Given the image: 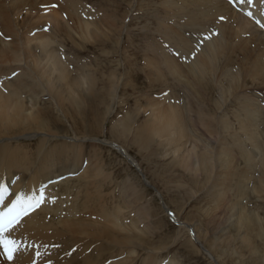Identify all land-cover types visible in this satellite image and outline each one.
Returning a JSON list of instances; mask_svg holds the SVG:
<instances>
[{
    "label": "rangeland",
    "instance_id": "rangeland-1",
    "mask_svg": "<svg viewBox=\"0 0 264 264\" xmlns=\"http://www.w3.org/2000/svg\"><path fill=\"white\" fill-rule=\"evenodd\" d=\"M181 1L0 0L4 204L54 194L0 264H264V0Z\"/></svg>",
    "mask_w": 264,
    "mask_h": 264
},
{
    "label": "bare ground",
    "instance_id": "bare-ground-1",
    "mask_svg": "<svg viewBox=\"0 0 264 264\" xmlns=\"http://www.w3.org/2000/svg\"><path fill=\"white\" fill-rule=\"evenodd\" d=\"M195 1H197V0H195ZM203 1H205V0H199V2H203ZM198 2V1H197ZM178 3L176 2L174 5H173V9L174 8H176V10H174V12H177L178 13V8H180V6H178L177 5ZM181 4H184V5H188V7H192V8H194V10L197 12V13H199L198 12V10L195 8V5L190 1V0H185V1H181ZM247 4V3H246ZM246 8L248 9V10H250L249 12L251 13V14H257L258 13V8H257V6H251V5H249L248 4V6H246ZM184 12V10L183 9H181L180 8V11H179V13H183ZM198 14H196V13H192L191 14V16H190V18H192L191 20H189L188 19V23L190 24V25H192V26H194L199 20H200V18L201 17H203L202 15H199V16H197ZM201 16V17H200ZM203 22H205V21H203ZM238 23V22H237ZM241 23L243 24V22H242V20H241ZM244 27V25H241V27ZM238 27H239V23H238ZM240 27V28H241ZM115 29V28H114ZM113 29V30H114ZM241 30V29H240ZM239 30V31H240ZM237 32V31H236ZM42 48H44L45 46H41ZM221 49V48H220ZM2 59H4L5 57L4 56H0ZM0 60V61H6L5 59L4 60ZM163 62H165L166 63V65H167V67H165V69L166 70H168L169 71V74L170 75H172V76H174L175 75V69H174V66H173V64L171 63V62H168V61H163ZM162 62V63H163ZM165 71V70H164ZM168 74V73H167ZM158 81H159V79H158ZM110 84V83H109ZM1 98H0V102H1ZM29 114V113H28ZM179 117H180V114L179 113H175L174 115H173V119L174 120H178L179 119ZM205 118V116H200V119L202 120L203 118ZM26 118V117H25ZM29 118V117H28ZM158 122L157 123H159V127H158V131L156 130V129H154V127H151V125H150V123H145V124H143L142 125V127L141 128H139L137 131H136V135H135V140H139V139H143L144 140V142L146 141V143L148 144V143H150L149 142V140L151 141V139H148V135H149V137L151 136H154V135H156V136H158V137H161V134L162 133H164L165 132V130H166V132H169V131H167V129L169 128L168 127V124H165V125H163V126H161L160 127V125L162 124V121L161 120H159V119H156ZM129 121V118H127L123 123H122V127L124 128V126L127 124V122ZM171 121V120H170ZM208 123H210L209 122V120L206 118L205 120H203V122H202V124L201 125H203L204 127L203 128H205V129H208V130H210L209 129V127H208ZM182 127H183V125H182ZM157 132H156V131ZM207 130V131H208ZM183 131V130H182ZM212 131V130H211ZM165 132V133H166ZM209 134V133H208ZM163 136V135H162ZM171 137L170 136V133L169 134H167L166 135V137ZM155 137V136H154ZM153 138V137H152ZM134 140V141H135ZM179 140V139H178ZM170 141V140H169ZM140 142H142V140H140ZM152 142V141H151ZM170 143V142H169ZM137 144H139L140 145V143L139 142H137ZM171 144V143H170ZM169 145V144H168ZM114 146V145H113ZM143 147H144V145H143ZM145 147H148V146H145ZM117 148H119V147H117ZM120 150V149H119ZM120 152H122L121 150H120ZM123 153V152H122ZM124 154V153H123ZM191 156V155H190ZM127 158V157H126ZM201 160H203V157L202 158H200ZM204 161V160H203ZM2 164H3V161H2V159L0 160V168H1V166H2ZM205 167V166H204ZM195 168V167H194ZM193 168V169H194ZM206 169V168H205ZM191 171V170H190ZM190 185V184H189ZM34 189L32 190V193L31 194H29V195H32V196H35V197H39V194L41 193V192H43V194H44V201L39 205L40 206V209H42L43 208V210H45V211H47V209L45 208V206H46V203L48 202V199L50 200V196L51 197H53V192H50V190H49V188H46L45 189V187L43 188V186L42 185H40V184H38V185H36V186H34L33 187ZM168 212V211H167ZM29 214V213H28ZM25 218H26V216L25 217H23L20 221H19V223L18 224H16V226L12 229V232L11 233H9V235H10V237L12 238V239H15L16 241H17V243L20 245V250L17 252V255H19V256H23L28 250H30L33 246H34V244H35V234H34V232H33V230L31 229V228H29V227H27V226H20L19 227V225L25 220ZM41 221H43V219L41 218ZM64 225H65V223H64ZM78 227V226H77ZM35 228H36V225H35ZM94 230H95V228H93ZM14 231H16V232H19L20 234L18 235V236H13V232ZM103 235L104 236H106V237H109V239H110V241L111 242H113V243H111V244H114V243H118V241H116V238H114L113 237V235H111V233H110V231H108V230H106V229H104L103 230ZM96 236H98V237H100L101 236V233H99V231L96 233ZM120 243H122V244H124V242H120ZM128 245V244H127ZM79 245H75V246H73V249H76L77 247H78ZM63 252H65V251H63ZM68 252H70V251H68ZM6 257V255L4 254V253H2L1 254V256H0V260H2L3 258H5ZM21 258V261H20V264H24V262H26V260L27 259H29V258H25V257H20ZM48 258V257H47ZM26 259V260H25ZM70 259L71 260H74L75 259V256H72V257H70ZM19 260V257H17L15 260H14V262L16 263L17 261ZM48 261H49V258H48ZM47 264H49V262H46ZM69 263V261H65V263L64 264H68ZM34 264V263H33ZM87 264H92L91 262H88Z\"/></svg>",
    "mask_w": 264,
    "mask_h": 264
},
{
    "label": "snow or ice",
    "instance_id": "snow-or-ice-1",
    "mask_svg": "<svg viewBox=\"0 0 264 264\" xmlns=\"http://www.w3.org/2000/svg\"><path fill=\"white\" fill-rule=\"evenodd\" d=\"M240 2L251 5L253 0H240ZM247 15L251 16V13L249 12ZM7 191L6 186L0 184V249L3 250L7 259L11 261L14 254L20 250V245L15 239L10 237L9 233L23 216L27 215L30 210H34L44 201V194L41 192L39 197L16 194L11 203L5 205V192ZM35 255L39 258V251H36Z\"/></svg>",
    "mask_w": 264,
    "mask_h": 264
}]
</instances>
